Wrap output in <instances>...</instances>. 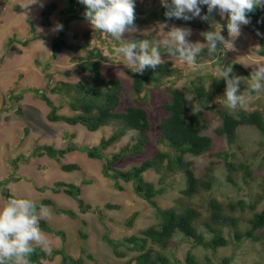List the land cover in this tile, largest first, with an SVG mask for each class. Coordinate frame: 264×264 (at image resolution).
<instances>
[{
    "label": "rangeland",
    "instance_id": "rangeland-1",
    "mask_svg": "<svg viewBox=\"0 0 264 264\" xmlns=\"http://www.w3.org/2000/svg\"><path fill=\"white\" fill-rule=\"evenodd\" d=\"M33 2L34 0H0V60L3 61L0 66V209L10 199L8 195H12L15 198L31 199L36 204H39L43 199H52L57 207L74 210L81 216V220H73L67 215L54 213L51 207H45L49 215L42 219L48 222L52 230L62 231L65 240L62 236L43 231L50 241V247L46 250L49 256L47 260L43 261V264H61L63 260L61 255L53 254V251L59 249H64L74 259L83 258L85 264H124L126 260L116 257L106 242L103 241L104 233L108 232L111 238L117 240L132 234L139 235L140 230L147 229L158 222L150 205L135 194L132 183L121 181L120 184L124 186V191L116 189L113 180L103 174L102 162L89 159L85 154L78 151L68 153L61 159L62 165L77 164L80 166V170L72 172H64L61 169V164L47 156L34 155L35 148L42 145H51L57 149L69 144L98 146L101 139L109 137L115 128L107 126L97 132H90L82 125L70 126L65 123L50 122L47 119L50 110L46 103L35 93L26 92L32 88H47V95L50 99L56 105L63 104L59 113L71 115L72 111L63 92H53L51 89L60 82H78L84 76L76 74V63L73 61L75 54L71 51H62L58 58L50 60L52 56L51 41L60 32V30L54 31V29L57 24L61 25L60 12L66 7L67 0H39L38 3L25 9L26 5ZM53 3L58 4L55 10L50 8V4ZM142 3L144 8L149 11L159 9L162 5L161 0H147L142 1ZM200 7L201 15H208L207 8ZM221 16L218 9L214 10L209 20L205 22L222 29ZM30 20L36 27V34L39 35V39L24 45L22 43L25 40H30L33 36L29 24ZM200 20V18H196L195 21L199 22ZM172 26L190 28L192 30V35L189 37L190 42L206 44L201 35L204 33L202 29L193 25L188 26L187 22L177 23L175 21L154 22L136 26L137 31L126 34L125 39L131 40L141 37L142 40L149 39L155 42L162 40ZM253 26L252 24L242 25L240 35L236 38L231 37L229 33L224 34L225 40L232 44L222 45V54L215 52L211 57L201 55L197 63L203 64V69H193L183 61L170 60L167 54L162 53V58L170 64V69L183 72L182 79L177 82L173 81L174 86L185 87L187 84L186 76L189 75L191 79H201L202 82H206V79L211 75L218 77L223 66L218 65L220 60L217 59L222 57L224 61L230 60L239 63L251 72L256 67L255 64L264 63V58L258 53L260 41L251 28ZM94 30L88 20H76L70 24L67 30L68 34L64 38L71 43L77 37L80 44L85 33L95 32ZM14 36L22 43L8 45L9 38H14ZM100 39L106 42L100 43L101 40L93 38L91 46L100 45L104 55L109 58L108 62L102 64L103 76L108 79H119L123 84V103L120 106V110H122L125 104L133 103L132 79L127 73L131 67L123 61L122 57L115 54L114 48L118 45L117 41L105 34L101 35ZM204 48L207 46H202V49ZM79 53L86 54L88 52L86 50L77 54ZM37 60L41 61L40 65L36 63ZM248 83L250 84V80ZM23 91H25L24 94H22ZM157 91H161V88ZM21 94L22 99L17 101L16 106L22 109L23 114L18 115L13 110L8 111L19 98L18 95ZM13 96H16L14 100L11 99ZM248 107L264 110V100L253 96L248 102ZM147 109L151 110L149 106ZM151 120L153 123L156 120L154 113L151 115ZM219 123L220 121L216 118L207 133L214 136L213 130ZM150 137L152 144L146 147L143 155L125 158L115 167L126 171L150 158L156 150L154 144H157V132L151 131ZM136 139L135 131H125V135L107 149L106 155L111 157L124 146L135 143ZM159 146L167 149L163 145ZM239 146L241 147L239 148ZM234 149L232 153L237 154L236 160L246 161L255 171V179L248 180L247 185L244 184L243 178L239 174L236 184L229 183L228 171L224 165H221L213 171L212 191L205 198L214 196L222 203H237L240 200L247 204L255 203L257 195L261 192V184L264 182V168H261L262 163H264L262 161L264 157V135L252 127L241 128ZM222 150H229L226 141H218L215 154ZM190 160L196 163L197 175L201 177L205 175V168L210 161H217V158L203 155L190 157ZM146 180L154 182L157 186L163 180L162 185L165 186L166 193L158 200L165 207L172 205L173 200L180 196V190L185 186L184 178L179 172L166 174L163 179L162 174H158L153 169L146 174ZM58 181L79 185L81 197L92 207V210L83 213L72 197L63 192L55 193L53 188ZM107 204L117 205L119 209H108ZM263 207L264 200L257 204V211H261ZM135 213L138 216L134 227L131 228L127 222ZM227 213L239 219L238 229L241 232L249 228L248 220L251 217V212L248 209L244 213L239 210L234 213L230 211ZM203 216L208 217V214L204 213ZM84 222L86 223L85 226ZM81 232L88 237L82 240ZM234 233L235 229L231 228L229 234L232 238H234ZM81 246L87 250L89 255H92L93 260L82 257ZM171 247L175 249L176 258L180 260L179 264H188L186 257L188 251L194 247V242L187 240L183 235L176 234L171 242ZM121 251L125 252L126 247H122ZM209 251L212 250L209 249ZM263 253L264 235L259 241L246 240L240 249H236L233 245L222 248L217 253L213 251L209 253L204 247L193 249V254L199 264H207V255H209L212 264H222L223 258L230 256L233 257L231 264H255L263 261ZM169 256L171 257V253ZM172 261L175 263V258Z\"/></svg>",
    "mask_w": 264,
    "mask_h": 264
},
{
    "label": "trees",
    "instance_id": "trees-1",
    "mask_svg": "<svg viewBox=\"0 0 264 264\" xmlns=\"http://www.w3.org/2000/svg\"><path fill=\"white\" fill-rule=\"evenodd\" d=\"M142 1L147 0H135V26L154 22L175 21L177 23L187 22L188 26H196L204 32L221 30V35L228 32L229 17L227 14L220 17L223 28L219 29L203 20L196 22V18L190 21L175 18L168 19L165 16L168 9L163 5L159 9L149 11L144 8ZM168 2L171 3V0H168ZM57 7V3L50 4L51 10H55ZM203 8L206 9L207 6L203 5ZM85 12L86 7L80 3V0H67L66 7L60 12V22L63 28L59 35L52 39V57H50V60L58 58L62 51H71L75 54L73 61L76 63V74L84 75L78 82H60L51 89L53 92H63L72 114L59 113L63 108V104L56 105L47 95V88L30 89V91L34 92L49 107L50 111L47 119L50 122L66 123L70 126L82 125L90 132H97L107 126L115 129L109 137L102 138L98 146L68 145L65 149H57L51 145H42L35 148L34 155L47 156L61 163V159L66 154L79 151L85 153L90 159L102 162L103 174L114 181L116 189L124 191V186L120 184L121 181L132 183L135 194L150 205L158 222L147 229L140 230L139 235L132 234L117 240L111 238L108 232L104 233L103 241L106 242L116 257L126 260L124 264H179L180 260L176 258L175 249L171 247V242L176 234H182L187 240L191 239L194 242V247L188 251L186 257L188 264H199L193 254L195 247H204L205 250L211 253L209 249L216 251L220 247L229 245L240 249L246 240H261L262 235H264V207L258 212L257 204L264 200V188H262L264 182L261 184V192L257 195L255 203L247 204L243 200L237 203H222L214 196L208 199L205 197L212 191L213 171L221 165H224L228 171L229 183L236 184L239 174H241L244 184L247 185L248 180L255 179V171L250 165L246 161H237V154L232 152L235 150V143L239 137L238 130L241 127H255L264 135L263 112L260 110L247 111L245 109L230 112L225 106V80L222 83L219 80H214V85H210L206 89L203 84L186 77L187 84L185 88L175 87L174 82L182 79L183 74L175 69H170L168 67L169 63L161 64L155 70L147 69L143 75L128 69L127 73L132 79L133 103L125 104L124 108L120 110L124 95L123 84L119 79H108L103 76L102 64L108 62L109 58L104 55L103 50L99 47L100 45L91 46L93 38L101 40V35L105 33L99 30L89 31L85 33L80 44L77 37L71 43L64 38L67 36V30L72 22L87 20L84 15ZM248 15L262 39L261 42L264 43V8H257L255 12ZM29 24L31 31L34 33L35 27L31 20ZM33 38L38 37L35 34ZM134 39L142 40L141 37ZM14 42L21 43V41H17L16 37L10 39L11 44ZM28 42L25 41L24 44ZM102 42H104L103 39L100 43ZM220 47L222 46L218 45V48ZM86 50L88 52L86 54H77ZM160 50L161 53L167 54L166 49L163 47ZM203 51V55L207 54L208 48ZM258 53L264 56V46L259 48ZM2 62L0 60V66ZM36 63L40 65L41 61L37 60ZM218 65L232 66L234 73L239 71V74L236 75L249 79L251 77L252 72L239 63L221 59ZM249 79L242 82V91L247 88L244 84ZM222 87L225 88L222 90ZM159 88H161V91H157ZM24 93L25 91L22 92V94ZM22 94L18 95L17 101L22 99ZM189 95H192L193 100L197 102L196 109H192ZM15 98L16 96H13L11 99L14 100ZM17 101L13 103L9 110L16 109L14 111L21 115L23 111L15 105ZM212 103L219 105L218 107L221 106L217 112L221 118V123L218 128L213 130L214 136L207 133L212 126V121L215 119L214 114L210 116L206 111V108H209ZM148 106L151 110L147 109ZM152 113L156 115L154 123L151 120ZM127 130L136 132V142L124 146L118 153L108 157L106 155L107 149L125 135ZM151 131H156L158 134L157 144H154L156 150L152 153V156L129 170L122 171L116 168L115 165L125 158L144 154L146 147L152 144ZM218 141H226L229 150H222L215 154ZM159 145H163L167 149H163ZM203 155L214 156L217 161H210L205 168V175L200 177L197 175L196 163L190 160V157H201ZM262 161H264V157ZM261 168H264V163H262ZM153 169L158 174H162L163 179L166 174L170 175L177 172L181 173L184 178L185 186L180 190V196L174 199L169 207L162 206L158 200L166 193L165 186L162 185L163 180L160 181L161 184L158 186L154 182L146 180V174ZM62 170L72 172L80 170V166L66 164L62 166ZM53 190L55 193L63 192L72 197L78 203L81 212L92 210V207L81 197V187L79 185L58 181L55 183ZM8 197L10 199L15 198L12 195H8ZM196 199H199V201H196ZM36 205L38 209L41 205L51 207L54 213L58 215H67L73 220H81V216L74 210L59 208L52 199H43ZM106 206L108 209L118 208L117 205L107 204ZM247 209L251 212V217L248 220L249 228L241 232L238 229L239 219L227 212L234 213L239 210L244 213ZM204 213L208 214V218L203 216ZM137 216V213H135L130 217L127 223L128 226H133ZM85 224L84 222V226ZM201 226L205 229L204 233L199 230ZM39 227L42 231L62 236L65 240L64 233L59 230H52L47 221L41 219ZM231 228L235 229L234 238L230 237L231 234H229ZM227 230L229 232L226 233ZM206 234L210 235L209 239ZM227 236L229 237L227 238ZM80 237L84 240L88 236L81 232ZM122 247H126L125 252L121 251ZM34 248L35 251L30 256L31 264H43V261L48 259L49 254L41 247L34 245ZM170 253L171 257L169 256ZM53 254L61 255L63 258L61 264H85L83 258L74 259L64 249L55 250ZM81 254L82 257L93 260L92 255H89L82 246ZM208 256H206L207 264H212ZM262 256L263 261L255 264H264V253ZM174 258L175 263L172 261ZM232 260L233 257L225 258L223 264H231Z\"/></svg>",
    "mask_w": 264,
    "mask_h": 264
},
{
    "label": "clouds",
    "instance_id": "clouds-1",
    "mask_svg": "<svg viewBox=\"0 0 264 264\" xmlns=\"http://www.w3.org/2000/svg\"><path fill=\"white\" fill-rule=\"evenodd\" d=\"M38 2L39 0H34L33 3L26 5L25 9H28L30 5L36 4ZM80 3L86 7V12L84 15L92 25L93 29L99 30L100 32L105 33V35L108 34L109 36L107 35V37H111L117 41L118 45L114 48L115 54L118 57H122L123 61H125L126 64L131 67V70L140 75H143L147 69L155 70L161 64L167 63L162 58L163 54L160 50L161 47L166 49L170 60L183 61L186 65L192 67L193 69H203L204 65L197 63L199 62V57L201 55L203 56V50L206 49H202V46H207L208 53L205 55L211 57V55L215 54V52L222 54L223 48H218V45L222 46L232 44L231 42L226 41L224 36L221 35V30L201 33V35L204 37V40L206 41V44L199 42L193 43L189 40V37L192 35V30L190 28L176 26H172L171 29L166 32L162 40L155 42L149 39H125L126 34L135 33L137 31L134 23L136 19L135 0H80ZM161 3L166 9H168L165 12V16L168 19L175 18L182 19L184 21H190L194 18H200L201 20L207 21L214 10L218 9L222 16L224 14L228 15L229 22L227 24V33H229L231 37L235 38L240 35V29L242 25H254L251 23L248 14L255 12L257 8H264V0H171V3H169L168 0H161ZM203 5L207 6L208 15H201L200 6ZM62 28V25L57 24L54 31H61ZM251 28L255 31L260 41V47L264 46V43L261 42V37L255 29V25ZM31 33L33 36L30 38V40L28 39L29 42L28 40H25L28 43L24 44L25 41L23 43L21 41L22 44L28 45L31 41L39 39V35L36 34V27L35 32L33 33L31 31ZM35 34L38 38L34 39L33 37ZM11 38L12 37L9 38L8 45L12 46L10 43ZM14 43L20 44V42ZM261 57L264 58V56ZM221 59L224 58L222 57ZM255 66L256 67L252 71L250 79L236 75L239 74V71L234 73L232 66H223L220 69L218 77L211 75L208 77V79H206V82H202L201 79H191L190 75L186 77L190 80H194L197 83L203 84L206 89L209 88L210 85H214V80H219L221 83L225 80V106L230 112H234L237 109H245L247 111L260 110L264 115L263 109L248 107V102L253 98V96L258 97L260 100H264V63H257ZM245 79H249L250 84L248 82L245 83L244 85L247 88L242 91L241 84ZM223 88L225 87H222V90ZM26 91H30V89ZM189 96L192 109H196L197 102L193 100L192 95ZM218 106L219 105L212 103L210 104L209 108H206V111H208L210 116L214 114L215 119L218 118L221 123V118L218 116L219 114H217L221 106ZM14 110L16 109H13V111ZM214 120L211 124H213ZM219 125L216 128H218ZM248 127L249 126H247V128ZM241 128L238 130V133H240ZM67 147L68 145L63 148L65 149ZM58 164H61V169L63 165H66H62V163ZM115 209H119V206ZM48 215L49 213L44 206L41 205L38 209L36 203L31 199L11 198L6 202L5 206L0 209V264H31L30 256L35 251L34 245L41 247L44 250H47L50 247V241L47 235L39 227L40 220L42 218H46ZM134 225L135 222L131 228H133ZM199 230L202 231V233L205 232V229L202 226L199 228ZM206 236L208 239L210 238L209 234H206ZM228 237L229 236H227V238ZM222 248L226 247H220L213 252L217 253ZM210 252L212 253V251ZM230 257H224L223 259Z\"/></svg>",
    "mask_w": 264,
    "mask_h": 264
}]
</instances>
